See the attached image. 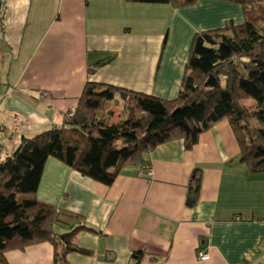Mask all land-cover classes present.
<instances>
[{
  "label": "crops",
  "instance_id": "crops-1",
  "mask_svg": "<svg viewBox=\"0 0 264 264\" xmlns=\"http://www.w3.org/2000/svg\"><path fill=\"white\" fill-rule=\"evenodd\" d=\"M227 20L243 21L239 4L3 0L0 161L23 137L60 125L87 80L174 99L194 33ZM177 25L187 30L180 48L167 42ZM111 54V61L98 64ZM114 98L107 111L111 122L123 116L120 94ZM143 159L150 176L130 163L106 186L47 158L37 199L78 214L90 228L75 234L89 253L70 252L64 264H264V173H250L240 161L227 119L202 132L190 149L174 139ZM195 169L200 187L195 205L188 206ZM198 251L208 259H198ZM53 253V245L41 241L7 250L4 257L8 264H53Z\"/></svg>",
  "mask_w": 264,
  "mask_h": 264
},
{
  "label": "trees",
  "instance_id": "trees-1",
  "mask_svg": "<svg viewBox=\"0 0 264 264\" xmlns=\"http://www.w3.org/2000/svg\"><path fill=\"white\" fill-rule=\"evenodd\" d=\"M126 1L177 8L198 0ZM227 1L241 6L243 21L227 20L221 27L194 33L174 99L87 80L76 107L63 114L60 125L23 137L0 161V264H8L7 250L41 241L53 245V264H64L70 252L89 253L75 242L77 231L90 229L80 224L79 215L36 197L49 157L109 186L126 164H145L146 151L174 139H182L190 149L202 132L227 119L240 161L250 173H264V0ZM2 6L0 0V10ZM210 75L216 85L205 87ZM117 92L123 116L111 122L108 104ZM199 187L200 172L195 169L185 200L188 206L195 205ZM132 255L139 258L141 253Z\"/></svg>",
  "mask_w": 264,
  "mask_h": 264
},
{
  "label": "rangeland",
  "instance_id": "rangeland-1",
  "mask_svg": "<svg viewBox=\"0 0 264 264\" xmlns=\"http://www.w3.org/2000/svg\"><path fill=\"white\" fill-rule=\"evenodd\" d=\"M171 27H172V29H171V31L169 33V40H170V42L167 41L168 42V45L173 44V47L174 48H176V47L177 48H180L181 47L180 46L181 43L184 42V40L187 39V30H186V27L185 26L182 27L180 25L175 26V28H173V26H171ZM165 34H166V32H165ZM166 37H167V35H166ZM166 37H164V39H166ZM117 97L119 98V95L118 94H116V100H117ZM113 100H112V102H113ZM241 102L244 103V104H251V101L250 100H242Z\"/></svg>",
  "mask_w": 264,
  "mask_h": 264
},
{
  "label": "built area",
  "instance_id": "built-area-1",
  "mask_svg": "<svg viewBox=\"0 0 264 264\" xmlns=\"http://www.w3.org/2000/svg\"><path fill=\"white\" fill-rule=\"evenodd\" d=\"M140 167V172L142 175L144 176H150L151 175V168L149 165L147 164H142L139 166ZM209 255L207 252H203V251H198L197 253V258L200 260H206L208 259Z\"/></svg>",
  "mask_w": 264,
  "mask_h": 264
},
{
  "label": "water",
  "instance_id": "water-1",
  "mask_svg": "<svg viewBox=\"0 0 264 264\" xmlns=\"http://www.w3.org/2000/svg\"><path fill=\"white\" fill-rule=\"evenodd\" d=\"M216 85V80L213 75H210L207 80L204 82L205 87H214Z\"/></svg>",
  "mask_w": 264,
  "mask_h": 264
}]
</instances>
